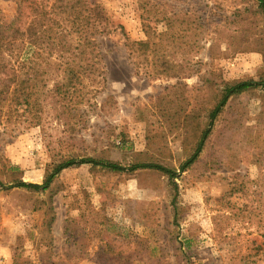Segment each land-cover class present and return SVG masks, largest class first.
Here are the masks:
<instances>
[{
  "label": "rangeland",
  "instance_id": "obj_1",
  "mask_svg": "<svg viewBox=\"0 0 264 264\" xmlns=\"http://www.w3.org/2000/svg\"><path fill=\"white\" fill-rule=\"evenodd\" d=\"M21 1L0 0L4 24L22 10L30 14ZM99 1L110 33L97 37L103 84L93 88L92 106L68 125L48 108L39 126L0 121V264H264V89L230 98L183 173L208 115L191 135L172 123L177 110L198 108L203 97L210 105L220 81L263 74L258 0H148L168 17L185 18L177 55L168 52L179 75L155 78L138 71L126 46L127 38L146 40L147 1ZM161 17L149 23L159 32L166 30ZM34 49L25 37L22 55ZM79 157L158 164L178 176L85 164L62 171L46 191L10 188L42 185L54 164Z\"/></svg>",
  "mask_w": 264,
  "mask_h": 264
},
{
  "label": "trees",
  "instance_id": "obj_2",
  "mask_svg": "<svg viewBox=\"0 0 264 264\" xmlns=\"http://www.w3.org/2000/svg\"><path fill=\"white\" fill-rule=\"evenodd\" d=\"M145 1L147 2L141 9L143 23L148 22L143 25L146 40L137 42L127 38L129 56L138 71L142 68L148 77L178 76L170 67L168 52L172 50L171 54L177 55L178 51L174 49L177 44H174L184 36L182 23L185 18L180 15L174 16L175 19L168 17L165 13H160L148 0ZM21 3H29L30 17L22 10L9 25L4 24L0 17V121L39 126L42 125L48 108L56 114L57 119L64 120L68 125L69 120L81 119L83 107L92 106L93 88L103 84L102 57L97 37L110 33L108 18L99 0H22ZM149 6L155 10H148ZM258 8L264 15V0H258ZM160 16L166 26V30L161 32L149 26L151 22H159ZM28 19L31 20L30 24L25 27L24 22ZM174 23L180 24H176L178 32L173 30ZM187 24H194L196 30L200 29L197 21L188 20ZM25 37L35 47L33 55H22ZM43 39L46 40V46ZM7 51L10 54L4 55ZM150 66L155 71H149ZM170 71L172 72L169 74ZM220 82L217 87H221V90L217 93L215 89V99L210 105H207V98L203 97L199 99L198 108L195 106L187 113L177 110L173 115L172 123L180 124L182 132L190 135L204 115H208L194 141L191 153L179 167L182 173L198 160L230 98L264 89V72L257 80ZM209 83V80L204 82L207 88ZM205 85L200 88L199 95L203 93ZM85 164L118 174H132L148 169L161 171L171 179L178 176L175 170L158 164L138 163L125 167L106 159L79 157L54 164L52 170L46 173L42 185L18 182L10 185V188L46 191L62 171Z\"/></svg>",
  "mask_w": 264,
  "mask_h": 264
}]
</instances>
